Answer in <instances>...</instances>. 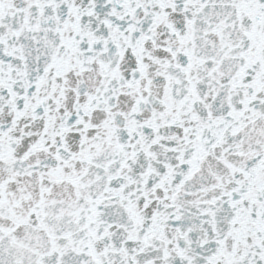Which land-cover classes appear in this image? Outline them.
I'll return each instance as SVG.
<instances>
[{"label":"snow or ice","instance_id":"1","mask_svg":"<svg viewBox=\"0 0 264 264\" xmlns=\"http://www.w3.org/2000/svg\"><path fill=\"white\" fill-rule=\"evenodd\" d=\"M0 264H264V0H0Z\"/></svg>","mask_w":264,"mask_h":264}]
</instances>
